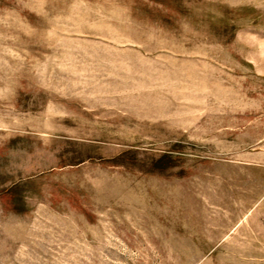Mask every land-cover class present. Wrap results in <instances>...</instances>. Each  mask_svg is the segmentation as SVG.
Instances as JSON below:
<instances>
[{
	"label": "rangeland",
	"instance_id": "rangeland-1",
	"mask_svg": "<svg viewBox=\"0 0 264 264\" xmlns=\"http://www.w3.org/2000/svg\"><path fill=\"white\" fill-rule=\"evenodd\" d=\"M0 264H264V0H0Z\"/></svg>",
	"mask_w": 264,
	"mask_h": 264
}]
</instances>
